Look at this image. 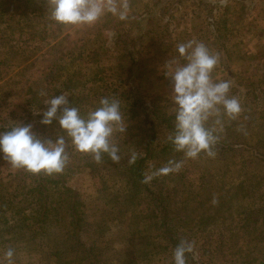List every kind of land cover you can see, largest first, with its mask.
<instances>
[{
  "label": "rangeland",
  "instance_id": "obj_1",
  "mask_svg": "<svg viewBox=\"0 0 264 264\" xmlns=\"http://www.w3.org/2000/svg\"><path fill=\"white\" fill-rule=\"evenodd\" d=\"M189 40L220 53L212 77L231 81L243 111L224 119L219 144L229 147L216 146L215 158L201 154L148 179L183 158L167 147L174 115L165 72ZM63 93L82 116L103 97L120 100L127 128L113 141L121 159L105 154L98 164L69 142L64 171L46 176L13 169L0 154V258L13 248L14 264H174V248L187 239L195 245L187 264L264 263V0H131L127 20L106 16L91 26L55 24L46 0H0V128L31 124L38 138L55 141L57 121L40 120L45 101ZM133 151L148 189L138 160L129 164ZM38 186L52 205L62 203V221L69 205L86 214L84 250L57 243L63 226L55 240L48 225L32 240L26 225ZM93 244L102 249L96 258L83 254Z\"/></svg>",
  "mask_w": 264,
  "mask_h": 264
},
{
  "label": "clouds",
  "instance_id": "obj_2",
  "mask_svg": "<svg viewBox=\"0 0 264 264\" xmlns=\"http://www.w3.org/2000/svg\"><path fill=\"white\" fill-rule=\"evenodd\" d=\"M46 4L50 20L64 26H91L106 16L125 21L131 11V0H46ZM176 53L177 57L167 62L165 72L171 82L169 97L174 115V127L167 140L183 158L169 160L148 179L179 172L186 160L201 154L215 158L224 119L235 120L243 111L240 100L229 95L231 81H215L212 77L220 62L219 52L210 51L202 41L189 40L179 43ZM40 95L47 93L41 91ZM45 104L48 108L40 123L48 126L56 120L62 134L55 141L40 139L32 132L31 124L18 123L0 133V154L13 169L32 175L61 174L69 162V142L76 152L91 154L98 164L105 154L113 163L120 161L113 137L124 134L127 123L119 99L103 97L83 116L77 107L69 105L67 93L51 97ZM137 158L138 153L133 151L129 164ZM194 246V241L181 239L173 250L174 264H187L186 254L192 253ZM14 254L15 249L8 248L0 264H14Z\"/></svg>",
  "mask_w": 264,
  "mask_h": 264
},
{
  "label": "trees",
  "instance_id": "obj_3",
  "mask_svg": "<svg viewBox=\"0 0 264 264\" xmlns=\"http://www.w3.org/2000/svg\"><path fill=\"white\" fill-rule=\"evenodd\" d=\"M4 2H7V0H1ZM139 103L140 102H134L133 104L136 105L137 107H139ZM11 127H1L0 128V133H3L5 131L10 130ZM152 130L154 131L155 128L153 127ZM173 127H169V131L170 133L172 132ZM154 141V136L152 135L150 140L148 141V146H151L153 144ZM217 146H220L219 148L223 149L225 147H229V145L226 144H217ZM167 147H169V149L173 150L172 145L168 142L167 143ZM148 153V152H147ZM147 156V155H146ZM264 160V157L262 158ZM261 159V160H262ZM137 163L135 166V172L138 176L140 185H142L144 188L148 189V185L144 179V174L143 171L141 169L142 166V159H137ZM44 186V185H43ZM32 192H37L38 193V198L39 200L37 201L38 207L37 210H35L34 212V216L35 217H30V219H33V221L26 225L27 230L29 229L32 232H36L34 235H32V240L35 239V236L37 234V230L39 228H41L43 225H48L51 229V235L53 236V239H56L55 236V232L61 227L63 226V228L66 230L64 231V233L61 235V239L60 243H66L69 244V246L71 245L72 247H75L76 249H80L83 248V250L85 249L84 247V243H82L81 239H80V235L81 234H85V230L83 228V219H85V213L83 212V210L77 206H72L69 205L68 209L66 210V212L68 213L65 216V220L62 221L60 218V213H57V209L62 205V203H58L56 205H52V200L49 197H43V191H42V187L38 186V187H32V189L30 190V194H32ZM160 205H157L156 208H160ZM50 210V212H49ZM162 210V209H161ZM163 211V210H162ZM38 213L40 215V213H42V216L39 217ZM40 226V227H39ZM17 228L19 230H21L23 228L22 226L17 225ZM32 229H36V230H32ZM52 242V241H51ZM57 247L56 242L53 244ZM74 249V248H73ZM81 250V249H80ZM95 250V246L94 244L88 248V251L86 254L88 257H92V258H96L98 254V252H100L102 249H98L95 250V252L93 251ZM84 252V251H83ZM82 260H87L86 258H83ZM90 262H88L87 264H100L99 260H95V262H93V259L89 260ZM258 264H264L263 262H260Z\"/></svg>",
  "mask_w": 264,
  "mask_h": 264
}]
</instances>
